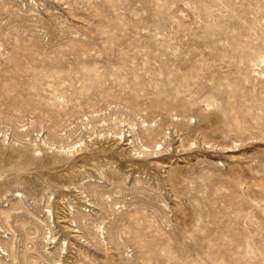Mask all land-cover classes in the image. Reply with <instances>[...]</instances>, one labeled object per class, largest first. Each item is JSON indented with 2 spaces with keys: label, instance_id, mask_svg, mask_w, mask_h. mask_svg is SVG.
I'll return each instance as SVG.
<instances>
[{
  "label": "rangeland",
  "instance_id": "rangeland-1",
  "mask_svg": "<svg viewBox=\"0 0 264 264\" xmlns=\"http://www.w3.org/2000/svg\"><path fill=\"white\" fill-rule=\"evenodd\" d=\"M0 264H264V0H0Z\"/></svg>",
  "mask_w": 264,
  "mask_h": 264
},
{
  "label": "bare ground",
  "instance_id": "bare-ground-1",
  "mask_svg": "<svg viewBox=\"0 0 264 264\" xmlns=\"http://www.w3.org/2000/svg\"><path fill=\"white\" fill-rule=\"evenodd\" d=\"M146 148V147H145Z\"/></svg>",
  "mask_w": 264,
  "mask_h": 264
}]
</instances>
